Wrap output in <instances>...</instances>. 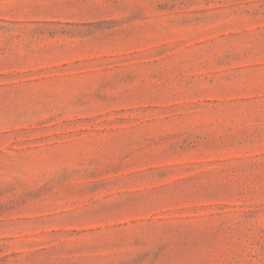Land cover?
Wrapping results in <instances>:
<instances>
[{"label": "rangeland", "instance_id": "374dc122", "mask_svg": "<svg viewBox=\"0 0 264 264\" xmlns=\"http://www.w3.org/2000/svg\"><path fill=\"white\" fill-rule=\"evenodd\" d=\"M0 264H264V0H0Z\"/></svg>", "mask_w": 264, "mask_h": 264}]
</instances>
